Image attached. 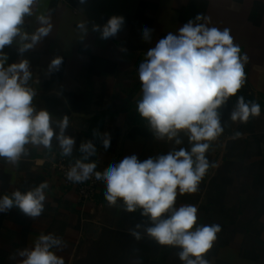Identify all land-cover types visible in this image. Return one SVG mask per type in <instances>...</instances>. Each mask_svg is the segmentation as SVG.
<instances>
[{
    "label": "crops",
    "instance_id": "0c3cea01",
    "mask_svg": "<svg viewBox=\"0 0 264 264\" xmlns=\"http://www.w3.org/2000/svg\"><path fill=\"white\" fill-rule=\"evenodd\" d=\"M45 8L52 10L53 31L23 57L30 61L33 73L29 82L37 92L33 104L47 109L54 119L68 115L67 134L76 139L69 158H79L80 143L91 140L97 147L91 160L101 171L126 155L143 161L174 146L190 149L183 134L181 145L154 139L147 121L136 111L142 96L139 64L148 48L169 32L178 34L199 13L210 18L209 27L231 30L234 43L249 57L246 83L229 98V106L219 110L225 131L206 153L217 167L209 169L198 192L178 195L176 206L195 205L198 225L222 227L205 256L210 264H264V0H43L37 14ZM114 15L124 17L122 30L101 39L92 26L102 27ZM85 20L88 33L83 38L77 25ZM37 26L35 15L26 18L28 32ZM144 27L153 30L151 42L142 38ZM4 51L7 64L22 58L15 44ZM57 56L63 63L49 73L48 65ZM239 96L258 102L261 115L247 123H233L230 113ZM94 130L110 134L108 150ZM28 147L29 155L17 165L0 158V196L47 181L45 210L34 220L19 209L0 212V264H18L19 257L12 261L9 256L30 248L40 233H54L65 241L62 250H55L65 264H183L179 248L160 246L146 235L136 241L128 233L137 224L151 226L150 221L141 209L126 212L122 202L109 207L103 182L89 202L63 186L50 169L51 160L60 154L55 140L52 151Z\"/></svg>",
    "mask_w": 264,
    "mask_h": 264
},
{
    "label": "clouds",
    "instance_id": "9594fccd",
    "mask_svg": "<svg viewBox=\"0 0 264 264\" xmlns=\"http://www.w3.org/2000/svg\"><path fill=\"white\" fill-rule=\"evenodd\" d=\"M42 3L43 0H0V158L12 165L29 155L28 146L52 151L55 140L62 157H72L76 146L75 137L67 134L68 115L54 119L47 109H37L33 104L37 96L29 84L33 73L30 61L23 57L53 31L52 10L45 8L37 14ZM34 15L38 26L28 32L25 20ZM210 22L209 17L199 13L180 27L178 34L169 32L147 49L138 69L142 96L135 109L147 121L154 139L181 145L183 134L190 149L174 146L166 154L143 161L136 155H126L97 171V163L91 160L97 147L86 140L79 145L80 157L66 172V179L73 183L92 178L103 182L109 207L122 202L126 212L141 209L151 226L137 224L128 233L136 241L146 235L160 246L179 248L177 255L183 264H210L205 256L222 231L219 224L198 225V208L192 204L177 207L176 201L178 195L198 192L209 169L217 167L206 153L225 131L219 110L245 85V66L249 62L248 55L234 43L231 30L209 27ZM124 23L123 16L114 15L102 27L94 24L92 30L99 31L101 39H109L122 30ZM77 27L84 38L87 21ZM152 31L143 28L144 41L151 42ZM13 44L22 58L7 64L9 56L4 49ZM62 63V57L53 58L48 72L59 70ZM260 115L258 102L239 96L230 120L247 123L250 117ZM93 134L108 150L110 134L97 130ZM48 189L44 181L25 192L4 194L0 196V212L19 209L34 220L45 210ZM65 246V241L54 233H40L30 248L18 249L9 259L16 261L19 257L18 264H65L55 251Z\"/></svg>",
    "mask_w": 264,
    "mask_h": 264
},
{
    "label": "built area",
    "instance_id": "2783aa9c",
    "mask_svg": "<svg viewBox=\"0 0 264 264\" xmlns=\"http://www.w3.org/2000/svg\"><path fill=\"white\" fill-rule=\"evenodd\" d=\"M60 2H65L67 0H57ZM74 163V160L69 157H62L60 154L56 155L50 162V169L53 171L60 179L63 186L66 188H72L76 191L79 199L82 202L93 201L99 191L101 181H96L94 178L89 179L83 183H73L66 179V172L70 165ZM97 171H101L97 168Z\"/></svg>",
    "mask_w": 264,
    "mask_h": 264
},
{
    "label": "water",
    "instance_id": "95a60500",
    "mask_svg": "<svg viewBox=\"0 0 264 264\" xmlns=\"http://www.w3.org/2000/svg\"><path fill=\"white\" fill-rule=\"evenodd\" d=\"M226 106H229V101H227Z\"/></svg>",
    "mask_w": 264,
    "mask_h": 264
},
{
    "label": "rangeland",
    "instance_id": "374dc122",
    "mask_svg": "<svg viewBox=\"0 0 264 264\" xmlns=\"http://www.w3.org/2000/svg\"><path fill=\"white\" fill-rule=\"evenodd\" d=\"M130 113L128 112V115H129Z\"/></svg>",
    "mask_w": 264,
    "mask_h": 264
}]
</instances>
